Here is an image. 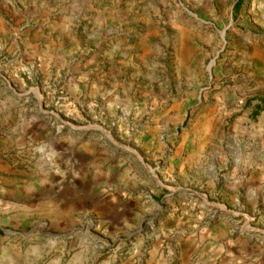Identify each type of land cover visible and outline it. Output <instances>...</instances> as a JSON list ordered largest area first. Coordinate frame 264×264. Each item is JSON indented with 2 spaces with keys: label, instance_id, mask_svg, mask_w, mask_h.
Instances as JSON below:
<instances>
[{
  "label": "rangeland",
  "instance_id": "rangeland-1",
  "mask_svg": "<svg viewBox=\"0 0 264 264\" xmlns=\"http://www.w3.org/2000/svg\"><path fill=\"white\" fill-rule=\"evenodd\" d=\"M235 1L0 0V264H264V0Z\"/></svg>",
  "mask_w": 264,
  "mask_h": 264
},
{
  "label": "trees",
  "instance_id": "trees-1",
  "mask_svg": "<svg viewBox=\"0 0 264 264\" xmlns=\"http://www.w3.org/2000/svg\"><path fill=\"white\" fill-rule=\"evenodd\" d=\"M243 0H236L233 4V12L236 13L242 5ZM259 105L255 106V108L251 111V116L255 117L260 111L264 110V98L258 100Z\"/></svg>",
  "mask_w": 264,
  "mask_h": 264
},
{
  "label": "water",
  "instance_id": "water-1",
  "mask_svg": "<svg viewBox=\"0 0 264 264\" xmlns=\"http://www.w3.org/2000/svg\"><path fill=\"white\" fill-rule=\"evenodd\" d=\"M211 64H212V62H210V64L208 65V69L210 68Z\"/></svg>",
  "mask_w": 264,
  "mask_h": 264
}]
</instances>
